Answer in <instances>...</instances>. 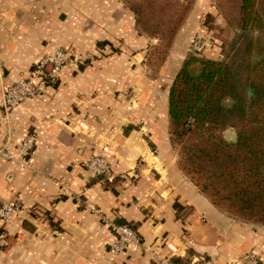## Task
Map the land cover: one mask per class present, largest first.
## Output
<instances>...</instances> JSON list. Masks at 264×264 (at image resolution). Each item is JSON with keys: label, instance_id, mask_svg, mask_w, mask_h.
Returning <instances> with one entry per match:
<instances>
[{"label": "crops", "instance_id": "1", "mask_svg": "<svg viewBox=\"0 0 264 264\" xmlns=\"http://www.w3.org/2000/svg\"><path fill=\"white\" fill-rule=\"evenodd\" d=\"M128 1L0 0V146L34 139L33 169L0 159V205L22 207L0 224V264H238L248 254L264 264V225L215 207L180 171L168 130L178 71L219 56L203 27L213 0H189L155 66L157 40L137 32ZM57 48L69 54L58 79L4 118V89ZM91 155L107 159L110 179L88 176ZM101 216L132 227L141 250L111 254Z\"/></svg>", "mask_w": 264, "mask_h": 264}, {"label": "trees", "instance_id": "2", "mask_svg": "<svg viewBox=\"0 0 264 264\" xmlns=\"http://www.w3.org/2000/svg\"><path fill=\"white\" fill-rule=\"evenodd\" d=\"M213 3L217 15L204 16L203 27L218 41L221 58L189 57L178 71L168 93V130L180 171L215 207L264 225V0ZM128 6L137 32L157 40L147 62L160 64L189 0H129ZM227 129L234 130L232 141L223 137Z\"/></svg>", "mask_w": 264, "mask_h": 264}, {"label": "built area", "instance_id": "3", "mask_svg": "<svg viewBox=\"0 0 264 264\" xmlns=\"http://www.w3.org/2000/svg\"><path fill=\"white\" fill-rule=\"evenodd\" d=\"M69 54L57 48L53 52L42 56L25 78L17 80L7 86L3 91L2 110L4 118H8L12 111L29 99L39 96L40 84L52 82L58 79L61 70L66 65ZM4 120L1 121L2 124ZM34 139L27 137L21 140L14 147L9 142L0 146V159L11 161L22 168L33 169L31 160ZM83 167L90 178L110 179L112 168L107 159L103 156L91 155L83 163ZM63 194L74 196L80 201L76 194L70 193L65 187H61ZM22 210L18 201L4 202L0 205V224H7L16 219ZM101 222L107 226L114 236V240L109 247L111 254H118L125 251L138 252L141 250V242L137 233L124 225H116L110 220L101 216ZM233 262L238 264H255V256L248 254Z\"/></svg>", "mask_w": 264, "mask_h": 264}, {"label": "rangeland", "instance_id": "4", "mask_svg": "<svg viewBox=\"0 0 264 264\" xmlns=\"http://www.w3.org/2000/svg\"><path fill=\"white\" fill-rule=\"evenodd\" d=\"M231 31L232 30H229V32H231ZM211 38H212V40H214V38L212 36H211ZM216 42H218V41H216ZM216 42L215 41L213 42L211 49L213 51H215L219 55L218 58H215L214 60H219L221 58V55H220L221 53H220L219 43L217 44ZM213 46H215V47H213ZM201 59H204V58H201ZM205 60H211V59H205ZM193 69L195 71H197L198 70V65H194ZM223 137L227 141H232L234 139V130L233 129L225 130V132L223 133Z\"/></svg>", "mask_w": 264, "mask_h": 264}]
</instances>
